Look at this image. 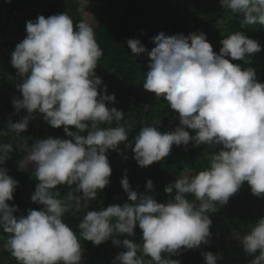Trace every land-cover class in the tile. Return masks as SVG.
<instances>
[{
	"label": "clouds",
	"instance_id": "clouds-1",
	"mask_svg": "<svg viewBox=\"0 0 264 264\" xmlns=\"http://www.w3.org/2000/svg\"><path fill=\"white\" fill-rule=\"evenodd\" d=\"M219 3L246 24L264 25V0ZM152 43L155 47L147 51L139 39L127 40L133 55L147 53L150 60L143 89L165 100L179 124L163 133L157 127L160 121L143 126L134 147L133 143L126 147H132L138 166L146 168L168 157L174 145H205L212 151L208 167L182 174L165 186L171 196L166 202L133 190L125 169L120 184L128 201L84 211L78 236L63 216L89 209L109 186L112 168L107 153L117 151L128 133L123 126L100 125L121 121L124 112L108 107L116 103L115 94H107V85L100 87L103 81L95 69L103 52L90 24L74 25L66 13L26 22V37L16 44L10 63L22 79L16 86L22 98H14L12 105L16 113L25 110L27 115L15 123L9 119L4 134L26 132L38 113L52 128L63 126L67 138H38L19 148L24 156L17 161L18 168L32 167L36 186L30 199L42 205L40 210L14 215L18 206L8 201L19 181L0 167V228L7 234L4 249L18 264H82L80 239L94 246L111 240L123 247L112 264H181L171 257L210 241V214L227 205L242 185L247 183L253 196L264 197V83L257 80L254 68L232 63H250L246 57L260 53V43L241 31L223 36L218 54L204 32L187 36L160 32ZM12 152L11 143H0V166ZM60 185L71 188L67 203L59 199ZM154 187L149 179L146 190ZM188 194L198 204L187 199ZM137 227L140 243L118 238L134 237ZM233 238L254 256L249 264H264V216L246 234L234 231ZM203 256L205 264H217L218 255Z\"/></svg>",
	"mask_w": 264,
	"mask_h": 264
},
{
	"label": "trees",
	"instance_id": "trees-1",
	"mask_svg": "<svg viewBox=\"0 0 264 264\" xmlns=\"http://www.w3.org/2000/svg\"><path fill=\"white\" fill-rule=\"evenodd\" d=\"M81 2L101 4L100 13L105 20H100L94 25L91 18L83 19L79 9ZM147 4L151 13L145 9ZM61 13H66L73 20L74 25L84 21L94 29L96 41L103 52L95 74L103 81L100 87L107 85V94H115L116 103H109L108 107H116L124 112L121 121H113L110 125L102 124L100 127L118 125L125 127L128 140L120 146L126 147L133 143L134 137L143 126H155L160 121L157 127L163 133L174 130L179 124L176 112L170 109L165 100L157 99L153 93L148 94L144 91L145 75L140 77V67L144 65L147 53L133 55L127 46L129 39H139L145 47L147 40L160 32L168 36L177 34L187 36L192 32H204L207 41L211 45L214 44L213 51L218 54L223 36L241 31L260 43L261 52L250 58L246 57L250 59V63L243 61H232V63L241 64L245 69L254 68L257 80L264 83V25L244 23L242 16L223 9L219 0H0V47L4 39L10 35L22 33L26 36L27 21H35L39 15L47 18ZM144 28L147 29L146 36L142 34ZM21 82L22 79L16 75L11 63L8 65L4 62L0 63V136L3 138L0 143H7V140L13 137L14 142L19 143L20 146L24 144L31 146L32 141L38 138L43 139L48 136L67 138L63 126L59 129L52 128L38 113L35 114V119L29 120L26 132L20 133L19 136L15 133H9V136L4 134L9 119L15 123L27 115L25 110L16 113L12 105V100L18 98L16 96L22 98L16 88ZM70 130L75 131L74 128ZM188 131L194 135L192 130ZM132 147H126L129 158L125 169L129 183L138 194L153 195L157 202H166L171 198L165 193V186L173 183L182 174H193L205 169L209 163L207 160L212 155L209 147L205 145L194 147L190 142L187 146L174 145L168 157L149 167L141 168L133 158ZM22 154L24 153L17 154L13 151L10 154L11 158L0 166L7 169L9 176L19 181L13 200L8 201L10 206H18L19 211L14 213L17 216L26 215L29 209L42 208V205L32 203L30 199L36 186L32 167L24 171L18 168L17 161ZM107 156L112 168L117 158L116 153L108 151ZM124 175L125 170L119 173L112 169L109 186L90 203L89 209H82L75 214H73L74 210L64 214V221L78 236L77 225L84 211L99 210L112 204L122 205L128 201L127 194L123 192L120 184ZM149 179L155 186L152 192H148L145 188ZM58 188L61 193L59 199L67 203V194L71 188L67 185H60ZM174 194L175 190L172 195ZM186 198L198 204L191 194ZM262 216H264V197L253 196L245 183L229 199L227 205L221 207L217 213L210 214L212 220L210 241L197 249L182 251L179 256L171 258L179 259L181 264H205L203 253L212 252L219 257L217 264H249L254 256L244 252L239 242L233 238V232L237 231L241 236L246 234ZM135 231L134 237L123 235L118 238L133 239L140 243V229L137 227ZM6 236L7 234L0 228V257L9 258L8 264H18L10 252L4 249ZM80 243L84 247L82 264H112L116 257L110 250L113 247L111 240L100 246H94L83 239H80ZM255 255H259V250ZM144 259L147 261L149 258Z\"/></svg>",
	"mask_w": 264,
	"mask_h": 264
},
{
	"label": "rangeland",
	"instance_id": "rangeland-1",
	"mask_svg": "<svg viewBox=\"0 0 264 264\" xmlns=\"http://www.w3.org/2000/svg\"><path fill=\"white\" fill-rule=\"evenodd\" d=\"M148 6L149 4L145 6V9L148 13H151L150 8ZM101 8H102L101 4H98V3L81 2L79 5L80 13L83 19L91 18L92 24L94 25L100 20H105V18H103L104 17L103 14L100 13ZM142 34L143 36H146L147 29L144 28L142 30ZM25 37L26 36H24L21 33V34H16V35H10L8 36V38L4 39V43L0 47V63L4 62L7 65L10 63L11 53L12 51H14L16 44L21 42ZM153 37L154 36H152L151 39L149 38L147 42L145 43V47L147 48L148 51H151V49L155 47V44L152 43ZM212 47L214 49V44L212 45ZM149 62L150 60H149V57L147 56L145 59L144 65L140 67V71H141L140 77L141 78L149 70L148 69ZM147 93L150 94L149 92ZM16 97H19V96H16ZM2 139L3 138L0 136V141H2ZM7 143L12 144L14 152L16 151L17 154L21 153V151H19V148L21 146L19 145V143L14 142L13 137L7 140ZM109 151H113V150H109ZM115 153H116L117 158L114 164L112 165V169L116 172L123 173V171L127 167V161L129 158L128 153H127V148L125 146L119 145L118 150L115 151ZM23 156L24 154H22L19 159H22ZM124 157H127V159H125ZM205 158L207 159L208 157H205ZM207 161H209V159ZM28 167H31V166H28ZM110 250L113 252L115 256H117L121 251H124L125 249H123V247H118V246L113 245V247H111ZM8 262H9V258L0 257V264H8Z\"/></svg>",
	"mask_w": 264,
	"mask_h": 264
}]
</instances>
